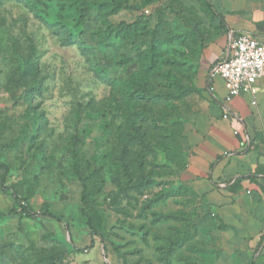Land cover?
Instances as JSON below:
<instances>
[{
	"label": "rangeland",
	"instance_id": "1",
	"mask_svg": "<svg viewBox=\"0 0 264 264\" xmlns=\"http://www.w3.org/2000/svg\"><path fill=\"white\" fill-rule=\"evenodd\" d=\"M209 3L0 0V264H221L180 178Z\"/></svg>",
	"mask_w": 264,
	"mask_h": 264
},
{
	"label": "crops",
	"instance_id": "2",
	"mask_svg": "<svg viewBox=\"0 0 264 264\" xmlns=\"http://www.w3.org/2000/svg\"><path fill=\"white\" fill-rule=\"evenodd\" d=\"M212 1L224 26L200 57L180 178L204 195L222 225L221 264H264V76L255 95L230 100L223 80L210 76L231 36L264 39V0Z\"/></svg>",
	"mask_w": 264,
	"mask_h": 264
},
{
	"label": "built area",
	"instance_id": "3",
	"mask_svg": "<svg viewBox=\"0 0 264 264\" xmlns=\"http://www.w3.org/2000/svg\"><path fill=\"white\" fill-rule=\"evenodd\" d=\"M212 75L223 80L227 100L242 93L255 95L256 84L264 76V39L250 34L231 36L223 55L213 64ZM231 115L226 110L223 117Z\"/></svg>",
	"mask_w": 264,
	"mask_h": 264
},
{
	"label": "trees",
	"instance_id": "4",
	"mask_svg": "<svg viewBox=\"0 0 264 264\" xmlns=\"http://www.w3.org/2000/svg\"><path fill=\"white\" fill-rule=\"evenodd\" d=\"M209 7L211 8V9H213L214 10V7H213V5L212 4H210L209 3ZM83 12H81V15H80V18H81V20H83L84 18H83ZM72 158H73V164L75 165V172L77 173V174H80V172H79V170L77 169V163H76V160L78 159V155H77V151L76 150H73L72 151ZM0 166H2V167H4V168H6L7 166L5 165V164H3L2 162H0ZM14 196H15V199H16V201L20 204V208H21V213H23L24 215H26V216H28V217H36L38 214L37 213H35V212H33L30 208H29V206L25 203H21V199H20V197L18 196V194H14ZM86 201V199L85 198H83V202H85Z\"/></svg>",
	"mask_w": 264,
	"mask_h": 264
}]
</instances>
